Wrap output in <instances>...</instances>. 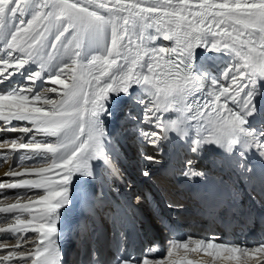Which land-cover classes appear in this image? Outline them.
Listing matches in <instances>:
<instances>
[{"label":"snow or ice","instance_id":"6c2138e0","mask_svg":"<svg viewBox=\"0 0 264 264\" xmlns=\"http://www.w3.org/2000/svg\"><path fill=\"white\" fill-rule=\"evenodd\" d=\"M30 2L0 0V30L14 25L6 45L7 59L0 60V83L29 62H40V70L27 77L33 83L41 78L48 62L64 58L68 62L48 78L53 87L35 95L31 88L0 95V131L35 133L28 143L0 142V148L53 157L43 165L19 164L6 173L13 179L0 181V204L4 205L0 213L10 214L3 216L8 219H0V233L15 237L12 243L0 242V264H63L60 210L72 203L76 176L98 184L94 192L84 193L86 218L79 225L81 259L76 264H85V254L87 264H100L90 234L94 223L101 220L110 226L111 264H165L164 259L151 255L155 247L146 248L139 258L126 254V225L132 207L152 206V200L149 193L134 190L118 160L109 154L106 145L112 140L101 120L103 115H111L107 108L110 95H127L133 85L142 86L150 97L147 102L140 101L143 112L136 127L125 129L135 132L137 154L144 165L140 174L162 191L166 188L158 184L159 179L180 177L190 184L199 179L209 186L188 193L198 211L254 219L240 202L237 184L255 188L259 183L264 191V175H255L249 163L253 156L264 162V123L257 127L249 122L257 115L254 98L258 81L264 80V0H40L39 11L25 22ZM157 39L170 41L172 46L150 47ZM85 44L102 46L103 53L81 62ZM199 47L225 51L234 58L221 79L211 81L204 97L197 94L205 83L193 73L191 64ZM169 112H175L176 118H169ZM136 120L135 115L125 113V124ZM13 121L26 122L31 128H7ZM190 130L187 153L169 161L161 176L153 179L147 166L165 164L161 144L171 133L187 142ZM36 136L54 138L55 142H37ZM209 145L220 149L222 155L205 170L200 164ZM94 162L103 166L102 177L94 172ZM113 179L125 185L131 205L108 196L105 188L119 191L112 185ZM14 189L25 193L3 194ZM175 190L179 199H185L184 185H176ZM167 207L182 211L185 204L168 202ZM154 211L168 230L164 218ZM186 240L173 239L168 257L177 248L185 253L203 249L209 256L238 264L264 256V242L251 246L227 243L215 234L207 239L188 236ZM189 243L194 247L189 248ZM167 264L192 261L170 260Z\"/></svg>","mask_w":264,"mask_h":264},{"label":"bare ground","instance_id":"6f19581e","mask_svg":"<svg viewBox=\"0 0 264 264\" xmlns=\"http://www.w3.org/2000/svg\"><path fill=\"white\" fill-rule=\"evenodd\" d=\"M104 15H107V13H104ZM210 39L211 38H209V40ZM161 41H163V40L162 39H157L155 41V43L150 44L149 46L150 47H159ZM165 42H166V47H171L172 46V42H170V41H165ZM82 48H83L82 49V53H85V51L89 53L92 50V47H89L87 44H85ZM204 48L205 47H199V48H196L194 50L193 57H192V61H191L192 71H193L194 74H196V71L194 70L195 66L197 67V70L198 71L199 70L201 71V64L198 65V62H196V61L200 57L201 52L202 53L205 52L206 48L203 51ZM95 49H97V50H95ZM94 52H95L94 55L102 54L103 53V47L102 46H100V47L97 46V48L94 47ZM231 57H232V55H231ZM202 77L204 78V77H206V75H204ZM16 81H18V80H16ZM13 82H15V81H13V79H12L9 82V84H12ZM138 88H139L138 85H133L130 88L129 93L127 95H125L123 93H121L119 95H115V94L110 95V101L107 103V108H108V112L111 113V115L105 114V115H103L101 117V120L103 122V128H107L109 126V123L117 122V120L119 118V113H120V111H119V105L120 106H123L129 100H131L133 98L134 94H135V91ZM203 90H202L201 93H198L197 95L198 96H201V97L206 96V94L203 93ZM259 108L260 107H257V111L259 110ZM167 115H168L169 118H176V115L177 114L175 112H169ZM15 122H20V121H13L12 123H15ZM129 122H133V121H129ZM190 132H191V130H190ZM124 133L125 134H128V135H131L132 132L125 131ZM13 137H16V138H13ZM23 139H24V136H21V135H18V136L7 135L6 133H3L2 131H0V142H11L12 140H16L17 142H22ZM6 150H9V152L6 153ZM125 150H127V149H125ZM1 152H3V153H1ZM208 154L209 153H207L206 155H208ZM2 155H5V157H7V158L6 159H3L2 158ZM18 155H20L19 154V151H14L10 147L0 148V181H5V180H11V179H13L12 177L7 176L6 173L11 170V167L12 166L17 165L16 160L18 159V157H20ZM37 155L38 154H32V153H30L27 156L28 157H31V159H32V158H34ZM137 159H138L137 160L138 164L140 165V167H142L141 161H139V158L138 157H137ZM147 167L149 168L150 175L152 176L153 179H156V178H159L160 177V175L158 174V171H159V168H160L159 166L149 165ZM262 174H264V167H261L259 169V175H262ZM140 180H141V178H140ZM163 181H164L163 179H159L158 180V183H162ZM113 182L116 185L115 187L119 189V191H118L117 194L123 197L124 196V193H123L122 188H120V185L118 184V181H116L115 179H113ZM93 183H94V180L89 179V178H86V177H80V176L74 177L73 178V185H72V196H71L72 203L67 208L61 209L60 210V215H61L62 212H67V211L72 210L74 208L73 206H74V203L76 201V198H77L78 194H80L81 191L84 190L86 187L93 186ZM249 189L251 191H253V192L258 193V194L262 193V190H261V187H260L259 183H257V185H256L255 188L249 187ZM20 190L21 189L8 190V191H6L3 194L6 195V196H12V195H14V193H19ZM0 191H2V190H0ZM124 192H125V190H124ZM24 193L25 192H23L22 194H24ZM8 202L9 201H4V204H6ZM12 202H14V201H12ZM0 206H4V205L3 204H0ZM5 215H10V214H2V213H0V219H8L9 218V217H3ZM158 229H159L158 227H155L154 230L152 231L151 235L158 234L159 233ZM27 235L32 236V235H35V234L29 233ZM5 240H8L9 243H12V242H14L15 237L11 236V234H9V233H0V242H3ZM0 251H3V250H0ZM163 259L165 260V264H167V261H170V260H175L177 262L182 261V260H189V261H193L192 264H238L237 261H234V260L229 261V260L223 259L221 257L209 256L207 254H203L202 252H199V253H197V252H187V253H185V252H179V253H173V256L168 257V255H166L165 258H163ZM243 259L244 258L242 257L241 258V262L243 261ZM261 260H264V256H259L258 255L256 259L250 260L249 261V264H252L254 261H258L259 262ZM258 262H255L254 264H258Z\"/></svg>","mask_w":264,"mask_h":264},{"label":"rangeland","instance_id":"374dc122","mask_svg":"<svg viewBox=\"0 0 264 264\" xmlns=\"http://www.w3.org/2000/svg\"><path fill=\"white\" fill-rule=\"evenodd\" d=\"M39 3H40V0H31V2L29 3V5L27 7L26 14L24 16L25 22H27V20L31 19V17L37 11H39V8H38ZM19 19L20 18L17 17V21ZM13 30H14V25H12V24L6 25V27L3 30H0V60L7 59L6 45L8 43V40L10 39V36H11V33ZM160 46L166 47V42L161 41ZM96 48H97V46H96ZM82 49H81V54H80V60L82 62H84L86 60L85 62H87L95 54L94 47H92V50L89 53L86 51H85V53H82ZM95 50H97V49H95ZM207 51L209 54H211V56H212V54H214L218 58L221 57V55H217L218 53H224L223 51H219V52L210 51V50H207ZM205 56H206V54H203V57H202L203 61L205 59ZM62 60H63V63L68 62L67 58L58 59V60L54 59V61L48 62L47 65L45 66V70L42 72L41 78L38 79L37 81H35L34 83L29 81L27 79V77L30 76L32 73L40 70V62L39 61L29 62L23 68H21L19 71L15 72L16 76H14V77L16 79L14 77H13L14 79L12 77H10L9 79L3 81V83L5 84L6 82L8 83L11 79H13V81H15V82L17 79H19L18 82H16V83L13 82L12 84H9V86L7 88H5L4 90H1L0 95L12 93V92H18L21 88H31L33 90L32 94L35 95L36 93L42 92L46 88L53 87L52 85L47 83V80L50 76L55 75L58 67L62 63ZM218 62H219V64L224 63L223 66L220 68V71L216 72V71H213L214 69H211V71H210L211 73H206L205 70H208L204 67L206 65V63L201 62V67L203 68V71L201 73H202V75H206V77H207V80L205 83V89H209V87L211 86L212 80H220L221 79L223 72L234 62V59L232 57H230L229 60L222 62V60L220 58V61H218ZM215 63H216V61H214V64ZM224 65H225V67H224ZM206 66L208 67V65H206ZM206 77H204V80L206 79ZM50 95L54 96V94H50ZM132 100L139 106V111L138 112H136V111L131 112L130 107H132V105L129 102L125 105V107L122 111L123 113H121V118H123V120H125V113H130L132 115H136V117H139L137 119V121L139 122V119H140L142 112H143V106L141 105L140 101L147 102L150 100V97H148L145 89L142 86H139L137 92L135 91V94H134V97ZM15 123L8 125L7 128H9V129H11V128H22V127L31 128V125L27 124L26 122L20 121L16 124ZM137 124L138 123L136 122V123H131L129 125H126L123 122V124H121L120 127L118 128L119 132L122 133V131L125 130L126 127L135 128ZM6 133H7V135L24 136L22 143L30 142L31 138L33 136H35L34 132H29V133L25 134V133H22L19 131L7 130ZM13 138H16V137H13ZM35 139L37 142H44V143H54L55 142V139L50 138V137L36 136ZM29 154L30 153L23 152V155H20V158H18L17 165L15 167H17L19 164H21L22 166L43 165V164L50 163L52 158H53L50 154H44L42 157H38V155H37L32 159L31 158L28 159L27 155H29ZM2 158L6 159L7 157H5V155H2ZM23 192H25V190H20L19 193H14V195H12V196H15L17 194H22ZM28 194L32 195L34 193H28ZM35 194L39 195V193H35Z\"/></svg>","mask_w":264,"mask_h":264}]
</instances>
